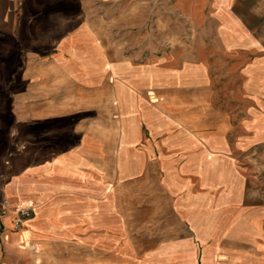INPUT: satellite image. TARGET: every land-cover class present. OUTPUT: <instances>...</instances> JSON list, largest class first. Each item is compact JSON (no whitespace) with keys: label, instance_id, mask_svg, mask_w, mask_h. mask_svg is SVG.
<instances>
[{"label":"crops","instance_id":"1","mask_svg":"<svg viewBox=\"0 0 264 264\" xmlns=\"http://www.w3.org/2000/svg\"><path fill=\"white\" fill-rule=\"evenodd\" d=\"M0 69V264H264V0H0Z\"/></svg>","mask_w":264,"mask_h":264},{"label":"rangeland","instance_id":"2","mask_svg":"<svg viewBox=\"0 0 264 264\" xmlns=\"http://www.w3.org/2000/svg\"><path fill=\"white\" fill-rule=\"evenodd\" d=\"M4 73L5 71L3 69H0V170H2L4 167V161H3V158L1 157L2 156L1 154H4L6 151V149L3 148L1 145H3L5 142L9 140L8 133H9V128L12 122V118L9 112L10 102L5 95V91H4L5 86L2 83V81L5 79ZM0 200H1V192H0ZM224 241L225 239H220L217 241V244H216L217 251H220L218 249L224 246ZM201 250H202V246H200V251H199V257H198L199 262H200V257H202ZM208 262L209 264H214V262L211 261V259ZM152 263L159 264L154 261H152Z\"/></svg>","mask_w":264,"mask_h":264},{"label":"built area","instance_id":"3","mask_svg":"<svg viewBox=\"0 0 264 264\" xmlns=\"http://www.w3.org/2000/svg\"><path fill=\"white\" fill-rule=\"evenodd\" d=\"M15 211L17 213L15 224L19 225L23 220L28 219L32 215L31 208H15Z\"/></svg>","mask_w":264,"mask_h":264},{"label":"bare ground","instance_id":"4","mask_svg":"<svg viewBox=\"0 0 264 264\" xmlns=\"http://www.w3.org/2000/svg\"><path fill=\"white\" fill-rule=\"evenodd\" d=\"M23 226H24V224H23ZM17 232H18V231H17ZM28 247H29L30 249H32V248H33L31 245H29ZM32 250H33V249H32Z\"/></svg>","mask_w":264,"mask_h":264}]
</instances>
